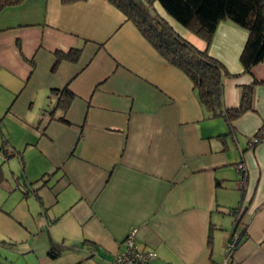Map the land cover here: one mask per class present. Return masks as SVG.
<instances>
[{"label":"crops","instance_id":"0c3cea01","mask_svg":"<svg viewBox=\"0 0 264 264\" xmlns=\"http://www.w3.org/2000/svg\"><path fill=\"white\" fill-rule=\"evenodd\" d=\"M152 10L235 74L223 78L226 107L239 104L243 84L264 77V60L243 72L246 29L222 19L208 45L156 0ZM71 48L80 49L76 60L53 68L55 52ZM64 86L73 93L65 112L52 93ZM252 105L230 132L109 0H22L0 11V113L23 118L34 107L32 123L56 141L49 172L24 187L53 216L35 249L41 264H112L132 228L136 244L156 252L150 264H219L232 230L241 237L231 264H264V141L246 148L264 122V84ZM4 139L16 151L4 133L0 150ZM50 179L54 190L38 195L33 183ZM11 212L26 230L35 226L28 206Z\"/></svg>","mask_w":264,"mask_h":264},{"label":"trees","instance_id":"16d2710c","mask_svg":"<svg viewBox=\"0 0 264 264\" xmlns=\"http://www.w3.org/2000/svg\"><path fill=\"white\" fill-rule=\"evenodd\" d=\"M22 0H0V11L9 5ZM119 8L128 19H131L142 35L154 46L159 54L169 63L181 69L191 80L198 100L210 112L211 116L221 117L232 131V122L242 113L253 108L254 88L264 84V77L254 78L243 84L239 104L226 107L223 102V78L234 76L226 66L211 55L208 48L200 49L182 37L170 23L152 10L154 0H109ZM165 12L188 30L210 44L217 24L222 19H229L234 24L248 31V37L240 53V63L244 73L264 60V0H156ZM80 49L55 52L53 68L61 59L76 60ZM52 93L58 96L57 107L63 112L70 106L73 93L67 86L53 88ZM67 121L64 116L56 118ZM229 133V132H228ZM226 134V133H225ZM224 133L218 136L223 137ZM246 148H251L264 141V122L257 130L247 136ZM5 139L1 150L9 157L15 154L9 150ZM1 179V174H0ZM242 194H244L242 192ZM236 215L237 207L229 209ZM208 236V244L211 242Z\"/></svg>","mask_w":264,"mask_h":264},{"label":"rangeland","instance_id":"374dc122","mask_svg":"<svg viewBox=\"0 0 264 264\" xmlns=\"http://www.w3.org/2000/svg\"><path fill=\"white\" fill-rule=\"evenodd\" d=\"M24 93L25 91L23 90L22 94ZM34 114V107L27 110L23 118L20 117L22 115L18 116L13 110L0 113V141L4 133L8 137L12 148L16 150L15 154L9 157L0 150V264H41L36 257L35 249L36 247L39 248L42 236L48 233V228L50 227L47 225L51 224L53 217L50 211L46 213V208L39 212L36 196L33 195L31 189L29 194L24 190L25 186H31V180H34L45 172H49L53 163L52 158L55 156V153H52V151L56 147V141H52L46 132L42 134L41 129L32 123L35 119ZM33 184L38 186V195H40V189L44 193L50 192L51 194V190H54L52 188H55L54 179L45 182L38 180V182ZM48 199H50V195ZM26 206L32 212L34 211L33 219L35 221V226L27 230L24 223L14 220L11 212L13 209L20 210V208ZM46 217L47 220H45ZM225 219L228 222L225 223V231L221 235L223 236L222 239L229 235L233 217L227 214ZM10 221L15 223L13 229L8 227ZM35 227L36 229H34ZM18 238L21 239L18 240L19 242L11 240ZM218 247L219 245L216 246V249L212 250V255L217 262L219 261L217 258L219 257L220 259ZM45 248V246H41V252ZM223 251L224 246L221 252L222 256ZM221 261L222 258L220 263Z\"/></svg>","mask_w":264,"mask_h":264},{"label":"built area","instance_id":"2783aa9c","mask_svg":"<svg viewBox=\"0 0 264 264\" xmlns=\"http://www.w3.org/2000/svg\"><path fill=\"white\" fill-rule=\"evenodd\" d=\"M238 169L243 177L244 164L239 162L237 164ZM242 182V181H241ZM135 228H132L123 239V248L114 255V264H149L151 260L156 256V252L151 249L140 248L135 242ZM240 233L232 230L230 236L227 239L226 246L223 251V257L220 264H231L232 251L240 241Z\"/></svg>","mask_w":264,"mask_h":264}]
</instances>
